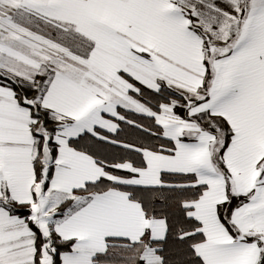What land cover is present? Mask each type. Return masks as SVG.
Masks as SVG:
<instances>
[{"label": "snow or ice", "instance_id": "6c2138e0", "mask_svg": "<svg viewBox=\"0 0 264 264\" xmlns=\"http://www.w3.org/2000/svg\"><path fill=\"white\" fill-rule=\"evenodd\" d=\"M0 264H264V0H0Z\"/></svg>", "mask_w": 264, "mask_h": 264}]
</instances>
